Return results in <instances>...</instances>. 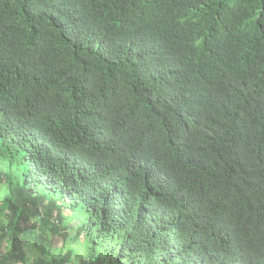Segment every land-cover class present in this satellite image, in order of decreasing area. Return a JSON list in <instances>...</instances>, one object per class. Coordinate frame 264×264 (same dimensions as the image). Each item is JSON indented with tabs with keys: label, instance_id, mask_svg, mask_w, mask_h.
Returning <instances> with one entry per match:
<instances>
[{
	"label": "trees",
	"instance_id": "obj_1",
	"mask_svg": "<svg viewBox=\"0 0 264 264\" xmlns=\"http://www.w3.org/2000/svg\"><path fill=\"white\" fill-rule=\"evenodd\" d=\"M31 247L264 264V0H0V264Z\"/></svg>",
	"mask_w": 264,
	"mask_h": 264
},
{
	"label": "rangeland",
	"instance_id": "obj_2",
	"mask_svg": "<svg viewBox=\"0 0 264 264\" xmlns=\"http://www.w3.org/2000/svg\"><path fill=\"white\" fill-rule=\"evenodd\" d=\"M67 215L69 216V212H66ZM66 225L69 226V233L71 235L70 240H68V243L64 245L62 239L60 237H56L53 239V247L55 249V255L58 254V252L62 249L63 254H66L68 250H71L72 252L76 253V256L80 258H84L87 254L86 248H85V243H84V238L83 236L81 238L74 239L75 233H76V225L77 221H73L72 217L68 218ZM32 252H29V259L27 261V264H32L34 259L36 258L34 255L35 248L31 247ZM101 253H104L102 251ZM19 264H24V263H19Z\"/></svg>",
	"mask_w": 264,
	"mask_h": 264
}]
</instances>
